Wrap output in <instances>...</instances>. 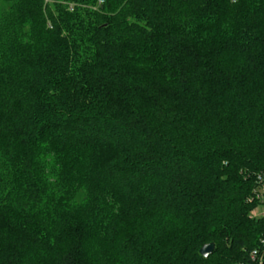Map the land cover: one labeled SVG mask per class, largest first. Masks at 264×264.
Segmentation results:
<instances>
[{
  "label": "trees",
  "instance_id": "obj_1",
  "mask_svg": "<svg viewBox=\"0 0 264 264\" xmlns=\"http://www.w3.org/2000/svg\"><path fill=\"white\" fill-rule=\"evenodd\" d=\"M263 179L264 0H0V264H264Z\"/></svg>",
  "mask_w": 264,
  "mask_h": 264
},
{
  "label": "built area",
  "instance_id": "obj_2",
  "mask_svg": "<svg viewBox=\"0 0 264 264\" xmlns=\"http://www.w3.org/2000/svg\"><path fill=\"white\" fill-rule=\"evenodd\" d=\"M254 200H256V202L258 201L259 203H261L263 207L262 211H258V215L264 214V179L256 192Z\"/></svg>",
  "mask_w": 264,
  "mask_h": 264
},
{
  "label": "water",
  "instance_id": "obj_3",
  "mask_svg": "<svg viewBox=\"0 0 264 264\" xmlns=\"http://www.w3.org/2000/svg\"><path fill=\"white\" fill-rule=\"evenodd\" d=\"M215 249V244L214 243H209L205 244L201 249H200V254L203 255L204 257H208L213 253Z\"/></svg>",
  "mask_w": 264,
  "mask_h": 264
},
{
  "label": "rangeland",
  "instance_id": "obj_4",
  "mask_svg": "<svg viewBox=\"0 0 264 264\" xmlns=\"http://www.w3.org/2000/svg\"><path fill=\"white\" fill-rule=\"evenodd\" d=\"M255 213H256V214H258V211H257V210H255Z\"/></svg>",
  "mask_w": 264,
  "mask_h": 264
}]
</instances>
